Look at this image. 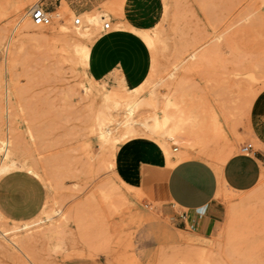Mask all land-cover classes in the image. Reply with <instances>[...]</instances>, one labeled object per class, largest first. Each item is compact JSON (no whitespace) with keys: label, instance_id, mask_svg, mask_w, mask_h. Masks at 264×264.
Segmentation results:
<instances>
[{"label":"rangeland","instance_id":"obj_1","mask_svg":"<svg viewBox=\"0 0 264 264\" xmlns=\"http://www.w3.org/2000/svg\"><path fill=\"white\" fill-rule=\"evenodd\" d=\"M9 1L15 0H0V141L11 144L0 178L31 173L47 198L30 221L0 215V264H264V178L248 193L221 190L216 201L223 219L211 235H199L146 203L141 189L116 171L118 152L139 140L160 148L169 162L176 157L171 165L189 156L221 166L224 142L233 154L245 155L247 144L260 148L249 132L264 112V0H162L159 23L141 29L147 37L130 30L150 49L143 43L147 76L134 88L114 75L95 81L89 57L75 50L93 37L91 50L105 33L103 22L88 25L90 15L60 9L40 32L28 16L40 0ZM123 1L111 5L118 9ZM94 14L115 29L111 7ZM22 18L33 28H21ZM81 26L89 33L74 35ZM168 102L212 109L223 134L213 144L193 137V148L182 138L164 143L151 124ZM133 117L149 126L132 141L120 123ZM107 129L117 131V143L99 142Z\"/></svg>","mask_w":264,"mask_h":264},{"label":"crops","instance_id":"obj_2","mask_svg":"<svg viewBox=\"0 0 264 264\" xmlns=\"http://www.w3.org/2000/svg\"><path fill=\"white\" fill-rule=\"evenodd\" d=\"M39 4L49 14L65 9L75 17L95 15L104 7H111L110 19L115 29L105 31L92 44L89 74L94 80L114 75L129 88L146 80L147 71L142 63L146 43L138 34L120 26L125 21L136 29L155 26L163 16L162 0H124L119 2L118 9L111 5V0H40ZM257 113L249 134L260 148L249 155L233 154L221 166L189 156L171 165L176 157L169 162L160 148L139 140L118 152L116 171L127 183L141 189L146 203L173 217L181 228L211 235L223 219L216 201L218 193L223 189L248 193L264 178V112ZM46 198L44 183L31 173L17 171L0 178V215L8 221L22 223L34 219Z\"/></svg>","mask_w":264,"mask_h":264},{"label":"bare ground","instance_id":"obj_3","mask_svg":"<svg viewBox=\"0 0 264 264\" xmlns=\"http://www.w3.org/2000/svg\"><path fill=\"white\" fill-rule=\"evenodd\" d=\"M28 1L29 0H15V1H9V2H12V3H14V4L18 5V6H24ZM77 19L74 20L75 25H77L76 24V20ZM85 22L88 25L89 24L90 25H95V24H98L100 22H103L105 24L104 15L103 16H98V15L95 14V15L86 16L85 17ZM125 22H124L123 25L121 24V26H120L122 29L133 30L134 32L142 35L143 37H147V32L146 31H142L141 29H136V28L130 26L129 24L125 23ZM80 23H81V20H80ZM84 25H83V27H85ZM19 26H21V28H27L29 26L31 27L32 25H31V21L29 19L27 20V19L22 18L21 21H19ZM83 27L81 26V27L76 28V30L74 31V35L83 37L86 34H88L89 32H87V30H83ZM32 28H33V26H32ZM47 28H50V27L49 26L48 27H38V26H36V29H38L40 32L43 29H47ZM66 29H67L66 27H62L59 31L57 30L58 31V35H61V34L63 35V33H65ZM88 40H89L88 43H91V41H93V37L88 38ZM88 43L76 44V46H75V50H76L77 53L80 54L81 58H88L89 57L90 44H88ZM134 91H136V90H134ZM130 102H132V101H130ZM167 105L168 106L165 108V110L163 111L162 115L155 116L154 119H153V123L151 124V128H152L153 131H157V132L161 133L160 135L163 136V142L164 143L168 144V141L170 139L182 138V139L186 140V142L189 145V147L193 148L194 147V143H195L194 140H193V137H199L200 138L201 141L199 142V144L201 142L205 143L206 141L209 144H213V140H215V136H220V135L223 134V127H222L221 119L216 114L217 112L215 113L212 109L210 110V109L206 108L204 110L203 109V107H204L203 105H197L196 106L194 104H192V105L189 104L187 106H183V105H181L179 103H172V102H168ZM170 106H173L175 108V112L174 113L173 112L169 113V111L167 110L168 107L170 109ZM128 110L130 112V114H128V115L131 116L133 108L129 107ZM147 123H148V121L146 122V120H144V121L143 120H138V119H135L134 117L133 118H128V120L126 122L120 123V124H123L124 128H126L125 133H123L122 136L127 137L128 139H131L132 141L136 140L135 135L138 133L137 132L138 129L140 127H142L143 129H144V127H147L146 129H148L149 125ZM120 124H119V127H120ZM152 130H150V131H152ZM198 132H200V133H198ZM116 133H117V131L113 132L112 130H108V129L105 130V131H102L99 134V137H98L99 140H100L99 142H102L103 144H107V143L110 144V143H115V142L117 143L119 140L117 141ZM117 135H118V133H117ZM120 137L118 139H120ZM137 139H138V137H137ZM0 143L4 147V148L3 147L2 148L5 149V152L1 156V162H0V165H3L5 163V160H6L7 156H8V151H9L8 145L10 146L11 143L10 142H6V140L5 141H0ZM226 144H228V143L224 142L223 145H221V147H224V148L227 149L224 152L221 151V152H223L221 154V156H220L221 165L225 164L227 162V160L234 153L233 149H232V146L230 145V147L227 148ZM216 146H218L217 143H216ZM108 183L111 184L112 182H107V184ZM113 184H111V185H113ZM115 188H116V186H115ZM116 189H118V188H116ZM121 192H122V190H121ZM121 196H122V194H121ZM24 227L26 228V226H23V228ZM19 228H21V227H19ZM6 233H8V231H6ZM2 235L4 237H7V234H5V232H3ZM7 240H9V238H7ZM201 249L202 248H200L199 250H201ZM192 250H195V251H192L194 254L196 252H198L200 254V251L199 250L196 251V249H194V247H193ZM204 251H206V250H204ZM201 254H202L201 255L202 261L204 263L207 262V260L205 261V259L207 257V253H206L205 256H204V253H201Z\"/></svg>","mask_w":264,"mask_h":264},{"label":"built area","instance_id":"obj_4","mask_svg":"<svg viewBox=\"0 0 264 264\" xmlns=\"http://www.w3.org/2000/svg\"><path fill=\"white\" fill-rule=\"evenodd\" d=\"M28 16L31 18L33 24L38 27H48L52 24V18L50 14L46 11V9L40 5L39 3L34 5L28 12ZM76 24H80V20H76ZM111 24L109 22H106L103 25V30L108 31L110 30ZM178 149L175 148L174 152H176ZM254 150V147L252 144H247L242 148V153L245 155H249Z\"/></svg>","mask_w":264,"mask_h":264}]
</instances>
